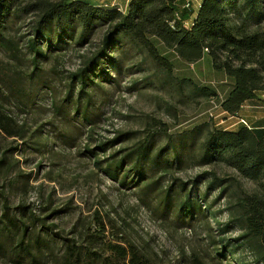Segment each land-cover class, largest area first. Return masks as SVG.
<instances>
[{
  "label": "trees",
  "instance_id": "obj_1",
  "mask_svg": "<svg viewBox=\"0 0 264 264\" xmlns=\"http://www.w3.org/2000/svg\"><path fill=\"white\" fill-rule=\"evenodd\" d=\"M187 1L190 0H130L124 11L121 6L105 7L89 0H0V48L11 60L8 64L0 60V135L14 141L27 138V123H21L8 105L14 100L23 108L18 111L30 110L34 96L24 84L26 80H43L42 61L48 59L49 51L67 46L84 48L98 34H102L99 47L68 76L67 95L59 104L55 102L59 116L64 117L67 99L73 100L79 88L76 109L85 122L91 123L90 85L95 79L110 77V70L122 74L126 60L135 57L131 51L152 60L165 73L164 83L172 80V63L159 53L156 42L189 65L207 57L214 71L232 85L221 98L212 86L180 80L181 86L192 88V99L216 100L221 112L232 116H239L245 103L262 100L264 0H203L198 11L193 12L185 7ZM24 28L29 29L27 34H22ZM26 57L31 66L29 72L21 67ZM82 99L86 105H80ZM157 125L144 130L143 137L138 136V131L121 132L88 152L100 171L121 187L140 188L145 205L156 192L160 194L155 199L163 197L160 204L165 205L174 192L182 193L178 216L190 221L202 212L201 204H206L209 193L218 191L213 205H205L206 210L211 212L215 203L224 200L228 221L218 223L215 230L208 223V240L216 254L213 260L218 264H264V128L242 125L236 131H225L202 124L182 134L180 139L189 138L194 148L203 130L209 129L193 163L221 164L234 173L228 177L215 171L200 173L191 187L204 182L207 191L194 200L186 183L173 181L168 187L161 183L184 160L172 135L162 130L165 124ZM161 135L168 137L176 161L166 158L168 146L158 145ZM131 142V147L115 151L105 162L101 160V154L105 156L109 150ZM145 166H149L150 176ZM1 167L7 173L14 168L7 154L1 157ZM244 182L254 189L245 188ZM0 204V259L8 264H153L133 242L114 234L109 239L106 223L99 214H95L92 223L74 225L65 233L50 221L55 210L37 211L22 203L13 208L4 191L0 193ZM57 243L63 248L61 253L55 252ZM193 261L205 264L204 258L197 255Z\"/></svg>",
  "mask_w": 264,
  "mask_h": 264
},
{
  "label": "rangeland",
  "instance_id": "obj_2",
  "mask_svg": "<svg viewBox=\"0 0 264 264\" xmlns=\"http://www.w3.org/2000/svg\"><path fill=\"white\" fill-rule=\"evenodd\" d=\"M195 2V7L191 6L192 12L197 10L201 0ZM120 6L125 11L126 7ZM28 30L24 28L22 34H27ZM101 38L102 34H98L84 48L67 46L59 51L55 48L50 50L48 59L42 61L43 80H26L24 84V88L31 91L32 98L34 96L30 100V110L22 113L17 110L23 109L20 104L14 100L9 102V110H15L16 118L21 123H27L28 136L24 141H14L0 135V160L7 154L14 166L10 173L1 167L0 193L4 191L8 195L13 208L22 203L37 211L46 208L55 210L56 215L50 221L65 233L74 225L92 223L95 214H99L106 223L109 239L114 234L117 235L114 237L133 242L151 258L153 264H193L194 255L203 257L205 264H218L217 260H213L216 254L208 240L207 229L208 223L215 230L218 223L228 221L224 213L226 202L215 203L211 212L206 210L213 205L218 191L209 193L206 204H201L202 212L190 221L178 216V203L181 201L178 199L183 196L182 193L174 192L168 205H165L164 202L160 204L163 197L155 199L160 194L156 192L145 205L140 188L121 187L114 182L100 171L88 150L96 149L100 143L121 132L138 131V136L143 137L144 130L162 122L165 124L162 130L172 135V141L183 154L184 163L165 176L161 183L168 187L173 181L184 182L188 185L187 189L193 192V199L199 200L207 191L206 183L198 182L196 187H191V182L200 173L215 171L221 177L234 175L229 167L221 164L195 166L193 163L192 158L200 155L207 131L212 128L237 130L244 124L234 125L236 120L223 115L216 100L192 99V88L181 86L179 82L188 79L202 87L212 86L223 98L231 89L230 81L214 71L208 58L189 65L156 42L159 53L172 63V80L164 83L165 73L152 60H145L144 56L131 51L130 55L135 57L126 60L122 74L110 70V77L105 75L90 85L91 123L85 122L76 109L79 88L75 90L73 100L66 98V112L64 117L59 116L55 107L67 95L68 76L99 47ZM0 60L4 64L11 62L2 48ZM21 67L29 72L28 57ZM86 104L84 99L80 101V105ZM246 121L253 129L257 128L258 124ZM202 124L209 125V129L203 130L194 142V148H191L189 138L180 139L182 134ZM169 142L168 137L161 135L158 145L168 146L166 158L175 160V152ZM132 145L133 142L124 143L109 150L105 156L101 154L100 158L105 162L115 151ZM145 169L150 176L149 166ZM243 186L248 190L254 189L247 182ZM175 190L178 191L177 188ZM62 251L61 244L57 243L55 252ZM0 264L8 263L0 259Z\"/></svg>",
  "mask_w": 264,
  "mask_h": 264
},
{
  "label": "crops",
  "instance_id": "obj_3",
  "mask_svg": "<svg viewBox=\"0 0 264 264\" xmlns=\"http://www.w3.org/2000/svg\"><path fill=\"white\" fill-rule=\"evenodd\" d=\"M87 1V0H86ZM90 2H92V4H98L100 5V2L98 0H89ZM119 4H122L123 6L127 7L128 3L130 2V0H119ZM203 0H201L202 2ZM201 2L197 5L196 7V11H198V7L201 4ZM195 7V5H194ZM207 58V57H206ZM205 58V59H206ZM224 77V76H223ZM225 78V77H224ZM262 100H258L257 101H250L245 103L241 110L239 111V118H232L228 113H223V115H228L229 119H235L236 123H234V125H239L240 123V119L244 118L245 120L247 119L249 122H251L254 125H257V128H264V97L262 95L259 96ZM223 123V122H222ZM239 129V127H237ZM255 128V129H257ZM222 130H229V131H236V130H232L230 128H221ZM237 129V130H238Z\"/></svg>",
  "mask_w": 264,
  "mask_h": 264
},
{
  "label": "built area",
  "instance_id": "obj_4",
  "mask_svg": "<svg viewBox=\"0 0 264 264\" xmlns=\"http://www.w3.org/2000/svg\"><path fill=\"white\" fill-rule=\"evenodd\" d=\"M99 2H100V4L102 5V6H105V7H119L120 6V4H119V1L118 0H98ZM196 0H190V1H187L186 3H185V7L186 8H191V6L192 7H194V5H195V2ZM198 5V4H197ZM232 118H239V116H232V115H230ZM240 123L241 124H244L247 128H249V129H253V127H251L249 124H248V122L244 119V118H242V119H240Z\"/></svg>",
  "mask_w": 264,
  "mask_h": 264
}]
</instances>
